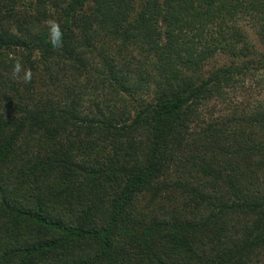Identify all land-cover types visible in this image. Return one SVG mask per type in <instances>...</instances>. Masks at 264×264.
I'll return each mask as SVG.
<instances>
[{"label": "trees", "instance_id": "trees-1", "mask_svg": "<svg viewBox=\"0 0 264 264\" xmlns=\"http://www.w3.org/2000/svg\"><path fill=\"white\" fill-rule=\"evenodd\" d=\"M0 264H264V0H0Z\"/></svg>", "mask_w": 264, "mask_h": 264}, {"label": "clouds", "instance_id": "clouds-1", "mask_svg": "<svg viewBox=\"0 0 264 264\" xmlns=\"http://www.w3.org/2000/svg\"><path fill=\"white\" fill-rule=\"evenodd\" d=\"M50 43L52 47H60L62 44V31L60 25L55 21L48 23ZM11 74L13 79L20 80L24 83L31 81V71L23 69L20 61H16L12 67Z\"/></svg>", "mask_w": 264, "mask_h": 264}]
</instances>
